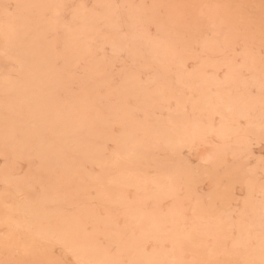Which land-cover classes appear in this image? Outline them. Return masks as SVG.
Wrapping results in <instances>:
<instances>
[{
  "label": "rangeland",
  "instance_id": "rangeland-1",
  "mask_svg": "<svg viewBox=\"0 0 264 264\" xmlns=\"http://www.w3.org/2000/svg\"><path fill=\"white\" fill-rule=\"evenodd\" d=\"M0 264H264V0H0Z\"/></svg>",
  "mask_w": 264,
  "mask_h": 264
},
{
  "label": "bare ground",
  "instance_id": "bare-ground-1",
  "mask_svg": "<svg viewBox=\"0 0 264 264\" xmlns=\"http://www.w3.org/2000/svg\"><path fill=\"white\" fill-rule=\"evenodd\" d=\"M33 52H34V50H33ZM31 55V54H30ZM35 56V55H34ZM40 56V55H39ZM37 61V60H36ZM33 62V61H32ZM36 67V66H35ZM25 68H27V67H25ZM36 78V77H35ZM37 79V78H36ZM20 80V79H19ZM27 80V79H26ZM41 81V80H40ZM30 82V81H29ZM34 82V81H33ZM27 83V82H26ZM36 83V82H35ZM34 83V84H35ZM37 84H39V83H37ZM16 85V84H15ZM19 86V85H18ZM28 86V85H27ZM32 86V85H31ZM15 87V86H14ZM15 89V88H14ZM16 89H18L19 90V87L18 88H16ZM23 90V89H22ZM26 91V90H25ZM28 93V92H27ZM34 97H36V96H34ZM20 101V100H19ZM40 105H41V103H40ZM18 108V107H17ZM24 108V107H23ZM10 115H12V113L10 114ZM19 115V114H18ZM6 117H9V116H6ZM13 117H16V116H13ZM73 127H74V125H73ZM55 133V132H54ZM53 134V133H52ZM26 135V134H25ZM56 136V135H55ZM69 139V138H68ZM35 140V139H34ZM39 140V139H38ZM37 140V141H38ZM62 140V139H61ZM16 141V140H15ZM52 143V142H51ZM56 143V142H55ZM70 143H71V145H72V142L70 141ZM13 144V143H12ZM38 144V143H37ZM76 144V143H75ZM70 145V146H71ZM55 146V145H54ZM60 146V145H59ZM58 147V146H57ZM69 148V147H68ZM72 148V147H71ZM77 148V147H76ZM70 149V148H69ZM74 149V148H73ZM36 150V149H35ZM30 151H31V149H30ZM32 151H34V150H32ZM81 151V150H80ZM38 152V151H37ZM78 152H79V150H78ZM62 167H64V166H62ZM126 178V177H125ZM43 199V198H42ZM58 202V201H57ZM56 205V204H55ZM57 210V209H56ZM57 214V213H56ZM28 215V214H27ZM32 218V217H31ZM63 218V217H62ZM76 239V238H75ZM72 247V246H71ZM82 250V249H81ZM76 253V252H75ZM97 263V262H96Z\"/></svg>",
  "mask_w": 264,
  "mask_h": 264
}]
</instances>
